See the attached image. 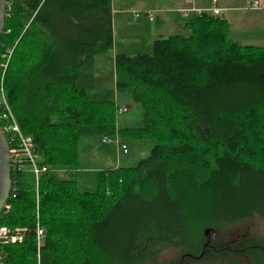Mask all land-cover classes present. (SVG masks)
I'll return each mask as SVG.
<instances>
[{
    "label": "trees",
    "instance_id": "obj_1",
    "mask_svg": "<svg viewBox=\"0 0 264 264\" xmlns=\"http://www.w3.org/2000/svg\"><path fill=\"white\" fill-rule=\"evenodd\" d=\"M207 11L187 19L186 33L158 36L152 55L116 56L117 90L144 108L143 127L118 128L114 101L77 84L87 62L114 49L113 0H8L0 89L52 172L37 219L34 176L12 170L0 224L32 232L0 246L5 264H150L171 250L196 262L211 248L205 229L264 220V46L237 43L221 11ZM80 126L156 145L135 167L99 171L96 191L81 193ZM212 255L264 264V243L212 245Z\"/></svg>",
    "mask_w": 264,
    "mask_h": 264
},
{
    "label": "rangeland",
    "instance_id": "obj_2",
    "mask_svg": "<svg viewBox=\"0 0 264 264\" xmlns=\"http://www.w3.org/2000/svg\"><path fill=\"white\" fill-rule=\"evenodd\" d=\"M162 1L167 6L173 4L171 0H113V9H119L115 12L116 23L114 24V29L116 37L114 35V49L109 53H104L101 56L98 55V57L92 58L87 62L83 66L81 77L77 82L79 87L83 88L85 86L84 89L87 88L88 91L85 90L91 100L114 101L116 115H118L117 125L122 128H124L123 126L125 124H131L130 126L138 128L143 127L144 108L142 104L134 100L132 92L117 90L115 63L110 57L114 51L118 55L128 54L129 56L153 54L154 41L159 36L157 30L162 27L159 24L164 21V16L161 12L156 11L152 14L155 20L150 21L144 14L143 16H136V12H142L154 8V6H160L159 2ZM122 11L127 13L122 16ZM122 19L125 21L127 27H124L120 23ZM181 28L183 31L184 27ZM163 32H165L166 36L169 35L166 33L167 31ZM178 32H180L179 29L172 31L171 34ZM8 55L5 58L2 57L0 68L3 69L4 65H7V62L11 58V54ZM99 68L101 70H98ZM95 73L100 75V81L98 78L96 80L94 79ZM2 100L3 95L0 92V102ZM122 105L129 107L128 111L117 114V109ZM118 135L100 136L90 126H80L78 183L81 193H92L96 191L99 171L111 169L116 164L122 167H135L141 160L146 159L150 155L151 150L156 145V142L152 139L138 140L131 136H120V143L126 145L128 148V154H125L117 148L116 143H104L103 141L105 138H110L115 141ZM25 171L26 173L30 172V167L27 166ZM59 176L66 179L69 178L67 172L60 173ZM33 186L36 194V212L38 219L40 187H37L35 177L33 179ZM217 236L218 239L209 244L211 248L208 251L205 250L202 252L200 256L201 260H197L194 263L190 262V260H185L188 262L187 264H231L232 256L212 255V245L213 247L220 248L226 245L232 247L238 245L242 247L249 243H264V220L253 219L248 223L235 226L226 231H221ZM41 256V252L38 253V258L41 259ZM238 259L241 264L245 263L244 257H238ZM177 260L181 261L182 259L179 257L177 251L171 250L165 252L159 262L150 264H170L171 262L174 263V261L177 262Z\"/></svg>",
    "mask_w": 264,
    "mask_h": 264
},
{
    "label": "built area",
    "instance_id": "obj_3",
    "mask_svg": "<svg viewBox=\"0 0 264 264\" xmlns=\"http://www.w3.org/2000/svg\"><path fill=\"white\" fill-rule=\"evenodd\" d=\"M251 8L258 9L260 8L259 0H255L251 4ZM210 11L204 9H184L182 11L183 16L186 19H189L192 15H202L204 13H209ZM213 14H220V10L213 8ZM137 16H141V13H137ZM151 20L153 18L151 17ZM9 56L8 54H3L2 57L5 58ZM4 69L7 68V65H4ZM1 94L3 95V100L0 103L2 109L0 110V124L3 127L4 131L6 132L9 142H10V160L12 170L19 176L25 171L27 166L30 167V174H33L35 177L37 187H40L41 179L47 173L52 172V169L44 164L42 156L37 152L36 144L34 138L32 136L24 134L22 131L14 113L12 112L6 96L5 91L2 86L0 89ZM127 106H121L117 109V114H122L128 111ZM104 143H116V146L122 150L124 153H128V148L126 145L121 144L119 138L117 140H112L110 138L103 139ZM60 173H65V170H58ZM12 187H13V180H12ZM11 195H12V188H11ZM11 195L2 208L1 211L6 213L10 212L12 209V205L9 203L11 199ZM1 213V212H0ZM39 214V213H38ZM39 219V215H38ZM35 232L38 240L39 250L40 247L43 245V240L46 235L45 229L41 226L40 221L37 222L35 227ZM32 232V229L28 227H17L11 228L8 226H4L0 224V246H7V245H15L19 243H23L28 234ZM6 254L4 251L0 250V264H5Z\"/></svg>",
    "mask_w": 264,
    "mask_h": 264
},
{
    "label": "crops",
    "instance_id": "obj_4",
    "mask_svg": "<svg viewBox=\"0 0 264 264\" xmlns=\"http://www.w3.org/2000/svg\"><path fill=\"white\" fill-rule=\"evenodd\" d=\"M171 1L173 2V4L170 3L172 4L171 6L165 5V3H163L162 1L159 2L160 6H154V8H150L148 10H144L142 12H136V14L141 13V16H143L144 14L145 16L148 17L150 21H153L155 20V17L153 18L152 14L156 11L161 12L162 15L164 16V21L159 24L162 27H160L157 30V34L159 36H166L165 32L163 31H167L166 33L169 35L172 33V31L177 29H179L180 31L178 33L181 32L186 33L185 23L187 19L183 16L182 13L184 9L198 8V9L212 10V8H217L221 11L222 17H224L229 22L231 37L234 41L242 45L264 46V0H259L260 8L258 9L250 8V3L253 0H216L215 3L213 2V0H171ZM118 10L119 9H115V8L113 9L114 24L116 23L115 12H117ZM125 13L127 12L122 11L121 15L123 16L125 15ZM151 17L153 18V20H151ZM120 23H122L124 27H127L123 19L120 21ZM181 27H184L183 31ZM114 35L116 37L115 29H114ZM117 55L118 54L114 51V53L110 57L114 63ZM98 70H101V68H99ZM97 78L100 81V75L95 73L94 79L96 80ZM85 89L87 90V88ZM130 125L131 124H125L123 127H133ZM118 128H122V127L118 125ZM117 137H119V139L121 138L120 135H118ZM119 166H120L119 164H116L115 166L111 167V169L118 168Z\"/></svg>",
    "mask_w": 264,
    "mask_h": 264
},
{
    "label": "water",
    "instance_id": "obj_5",
    "mask_svg": "<svg viewBox=\"0 0 264 264\" xmlns=\"http://www.w3.org/2000/svg\"><path fill=\"white\" fill-rule=\"evenodd\" d=\"M8 0H0V39L4 33L7 18ZM12 166L10 160L9 138L0 124V212L11 195ZM207 238L206 246L218 239V232L213 228L204 231Z\"/></svg>",
    "mask_w": 264,
    "mask_h": 264
},
{
    "label": "flooded vegetation",
    "instance_id": "obj_6",
    "mask_svg": "<svg viewBox=\"0 0 264 264\" xmlns=\"http://www.w3.org/2000/svg\"><path fill=\"white\" fill-rule=\"evenodd\" d=\"M188 262L178 261L176 263L171 262L170 264H187ZM194 263V262H192Z\"/></svg>",
    "mask_w": 264,
    "mask_h": 264
}]
</instances>
